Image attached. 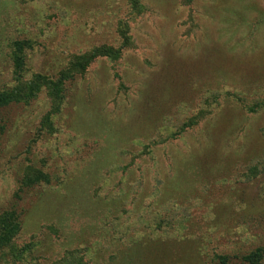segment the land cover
I'll return each mask as SVG.
<instances>
[{
  "label": "rangeland",
  "instance_id": "1",
  "mask_svg": "<svg viewBox=\"0 0 264 264\" xmlns=\"http://www.w3.org/2000/svg\"><path fill=\"white\" fill-rule=\"evenodd\" d=\"M20 40L24 82L114 52L63 78L57 106L43 87L0 108V215L21 222L0 264H245L264 248V0H0V91Z\"/></svg>",
  "mask_w": 264,
  "mask_h": 264
},
{
  "label": "trees",
  "instance_id": "2",
  "mask_svg": "<svg viewBox=\"0 0 264 264\" xmlns=\"http://www.w3.org/2000/svg\"><path fill=\"white\" fill-rule=\"evenodd\" d=\"M131 9L135 10L140 6V0H127ZM121 35H124L125 28L118 29ZM32 48V45L26 40H20L14 42V53H13V68H14V81L16 84L8 90L0 91V108L8 106L12 103L29 102L30 100L37 97L38 92L44 87L48 90L50 99L54 102V105L62 100V79H68L76 73L77 69L81 67V71L85 69L86 64L95 57H108L114 52L107 47H101L92 54L83 57L81 63L76 58V62L69 67V70L63 74L60 81L54 83L45 77L36 76V79L30 82H24L22 79V73L24 68V51ZM82 60V59H81ZM57 108V107H56ZM46 122L48 117H46ZM38 171H35L33 176L29 175L26 177L24 184L31 186L39 183L45 177ZM46 180V179H45ZM21 229V222L19 215L16 211H6L0 215V250L8 247L12 244L13 240L17 236ZM220 262L226 263V258L220 257ZM264 259V248H257L249 254L242 257V261L245 264H263Z\"/></svg>",
  "mask_w": 264,
  "mask_h": 264
}]
</instances>
